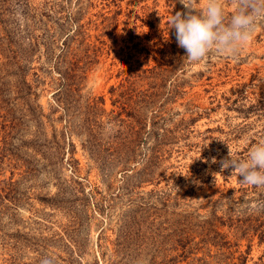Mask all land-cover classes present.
Returning a JSON list of instances; mask_svg holds the SVG:
<instances>
[{"label":"rangeland","instance_id":"rangeland-1","mask_svg":"<svg viewBox=\"0 0 264 264\" xmlns=\"http://www.w3.org/2000/svg\"><path fill=\"white\" fill-rule=\"evenodd\" d=\"M186 11L0 0V264H264V188L220 163L264 139V22L189 63Z\"/></svg>","mask_w":264,"mask_h":264},{"label":"clouds","instance_id":"clouds-1","mask_svg":"<svg viewBox=\"0 0 264 264\" xmlns=\"http://www.w3.org/2000/svg\"><path fill=\"white\" fill-rule=\"evenodd\" d=\"M179 3L187 11L176 12L169 23L189 63H199L213 50L237 58L257 24L264 22V0H232L235 11L227 24L224 22V0H204L199 13L194 10L192 0H179ZM220 163L223 169L231 167L242 178L241 183L264 188V139L251 148L247 159L234 158L229 151V158ZM252 210H264V205L257 204ZM41 264H52V261L45 258Z\"/></svg>","mask_w":264,"mask_h":264}]
</instances>
